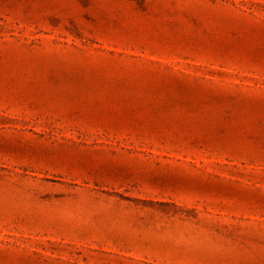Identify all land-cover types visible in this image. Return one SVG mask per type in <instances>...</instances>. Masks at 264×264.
Returning a JSON list of instances; mask_svg holds the SVG:
<instances>
[{
	"label": "rangeland",
	"instance_id": "374dc122",
	"mask_svg": "<svg viewBox=\"0 0 264 264\" xmlns=\"http://www.w3.org/2000/svg\"><path fill=\"white\" fill-rule=\"evenodd\" d=\"M0 264H264V0H0Z\"/></svg>",
	"mask_w": 264,
	"mask_h": 264
}]
</instances>
